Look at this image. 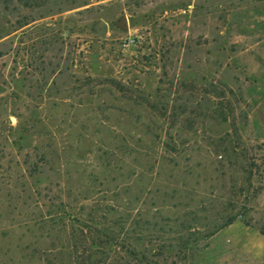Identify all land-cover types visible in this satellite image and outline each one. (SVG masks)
Returning a JSON list of instances; mask_svg holds the SVG:
<instances>
[{
    "label": "rangeland",
    "instance_id": "1",
    "mask_svg": "<svg viewBox=\"0 0 264 264\" xmlns=\"http://www.w3.org/2000/svg\"><path fill=\"white\" fill-rule=\"evenodd\" d=\"M92 209L264 264V0H0V264H69Z\"/></svg>",
    "mask_w": 264,
    "mask_h": 264
},
{
    "label": "trees",
    "instance_id": "2",
    "mask_svg": "<svg viewBox=\"0 0 264 264\" xmlns=\"http://www.w3.org/2000/svg\"><path fill=\"white\" fill-rule=\"evenodd\" d=\"M26 5L37 3V0H19ZM44 1V0H40ZM38 6V4H35ZM100 210L92 209L86 218L72 216L69 220V264H107L112 251L125 257H115L114 264H159V257L151 255V251L143 248L147 229L142 228V221L133 216H115L114 210H106L100 216ZM105 217V218H104ZM109 217V218H108ZM234 219L227 221L224 226L233 223ZM149 224L148 222L144 223ZM149 229V228H148ZM160 233L161 230H155ZM146 233V234H145ZM134 235L133 242H127L126 236ZM127 242V244H125ZM161 252V248L159 249ZM59 264H64L59 261ZM113 264V263H108Z\"/></svg>",
    "mask_w": 264,
    "mask_h": 264
},
{
    "label": "water",
    "instance_id": "3",
    "mask_svg": "<svg viewBox=\"0 0 264 264\" xmlns=\"http://www.w3.org/2000/svg\"><path fill=\"white\" fill-rule=\"evenodd\" d=\"M117 26L123 28L124 30H129V21L126 15H124L121 20L117 22ZM95 30L98 37H105L109 32V24L105 21H101L95 26ZM12 121L15 122L16 120L13 118Z\"/></svg>",
    "mask_w": 264,
    "mask_h": 264
}]
</instances>
